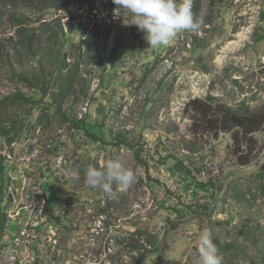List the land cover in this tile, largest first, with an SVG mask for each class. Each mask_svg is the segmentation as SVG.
I'll return each mask as SVG.
<instances>
[{"label":"rangeland","instance_id":"rangeland-1","mask_svg":"<svg viewBox=\"0 0 264 264\" xmlns=\"http://www.w3.org/2000/svg\"><path fill=\"white\" fill-rule=\"evenodd\" d=\"M52 1L0 0V264H136L154 239L146 261L198 264L205 231L221 264H264V131L240 165L237 129L194 109L264 117V0H202L197 27L156 48L110 0ZM116 159L130 188L86 184Z\"/></svg>","mask_w":264,"mask_h":264},{"label":"clouds","instance_id":"clouds-1","mask_svg":"<svg viewBox=\"0 0 264 264\" xmlns=\"http://www.w3.org/2000/svg\"><path fill=\"white\" fill-rule=\"evenodd\" d=\"M114 15L127 14L131 25L144 34L151 48L170 45L182 31L197 27L192 12V0H112ZM134 172L122 161L107 160L102 167L89 166L85 171L86 184L112 195L114 187L121 191L130 188ZM198 264H221L217 246L208 232L198 236Z\"/></svg>","mask_w":264,"mask_h":264},{"label":"trees","instance_id":"trees-1","mask_svg":"<svg viewBox=\"0 0 264 264\" xmlns=\"http://www.w3.org/2000/svg\"><path fill=\"white\" fill-rule=\"evenodd\" d=\"M60 0H56V2H54V0L52 1V3H50L48 5L49 8H57V6H59V4H57V2ZM95 1L96 0H64V5L68 6V7H73V8H80L82 6H87V8L89 10L93 9L95 7ZM105 1V0H104ZM211 4L213 0H208ZM222 1V0H220ZM111 2V6H113L114 4L112 3V0H110ZM201 3L202 0H192V12L197 13L199 11V9L201 8ZM24 43L26 45H28L30 43V39L27 37V39H25ZM23 80H25L26 82L28 81L27 77H23ZM30 86H34L32 85V83H27ZM39 83H37L38 85ZM14 97L16 100L19 99H24L23 95L20 94V92H16L14 94H12V96L10 97H5L6 99H10ZM198 101V100H197ZM192 102H196V100H193ZM39 104H41L40 101L34 103V105L39 106ZM195 112L200 114L201 119L204 120L206 122V124H210V127L213 125H217V124H222L223 127H221L222 130H231L232 128H236L237 130L231 134V138L233 141V149H232V153L235 157V160L237 161L238 164L240 165H245L250 163L251 161H253L256 158V155L253 154V150L254 148L249 147L248 150H243L241 148V146H243L245 143L250 145V140H251V133H253L256 130H262L264 131V117L253 113L250 114L248 112H234L233 110H231V108L227 107L226 105L221 106L218 109V112H216L212 118L210 119V117H208V111H206L204 108H199V107H195ZM220 116V117H219ZM138 154V153H137ZM257 173L264 179V162L260 163L257 165ZM261 189H264V185L261 187ZM46 201H48V199H46ZM164 208L167 213H171V212H178V214L181 216L183 213H190L191 210L187 209V210H183L180 211L178 209H175L173 206L168 205ZM199 212L198 215H202L204 214V212H208L209 211V206L207 205H200L199 207ZM203 211H202V210ZM202 219H206V218H202ZM173 227H175V223L173 224ZM158 241H156L154 239V241L150 244V249L152 247H155V245L157 244ZM146 246V245H144ZM134 249V246L130 247V251H132ZM149 249V250H150ZM149 250H144V252H139V257L138 260L136 262V264H142L143 261L146 259V254L147 251ZM149 260V261H148ZM146 261V264H178L175 261H169L165 258V256L161 253V250H157L155 252V254L149 258Z\"/></svg>","mask_w":264,"mask_h":264},{"label":"water","instance_id":"water-1","mask_svg":"<svg viewBox=\"0 0 264 264\" xmlns=\"http://www.w3.org/2000/svg\"><path fill=\"white\" fill-rule=\"evenodd\" d=\"M255 162H258V161H255ZM241 168H245V167H244V166H241L240 169H241ZM221 186H222V183H220L219 190L221 189ZM211 213H212V212H211V210H210V213H209L207 216H210ZM201 216H204V215H198V217H201ZM171 223H173V222L171 221ZM165 233H166V232H164V236H165ZM162 240H163V239H162ZM160 243H161V241L158 243L157 246H159ZM157 246H156L154 249H156ZM145 263H146V259L143 261L142 264H145Z\"/></svg>","mask_w":264,"mask_h":264}]
</instances>
